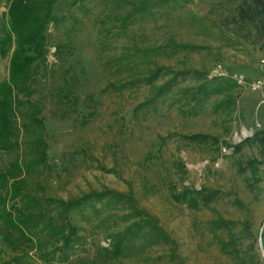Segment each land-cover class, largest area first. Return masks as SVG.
<instances>
[{
  "label": "rangeland",
  "instance_id": "1",
  "mask_svg": "<svg viewBox=\"0 0 264 264\" xmlns=\"http://www.w3.org/2000/svg\"><path fill=\"white\" fill-rule=\"evenodd\" d=\"M9 1L0 0V22ZM139 4H55L54 15L62 22L50 30L48 74L41 66L33 97L43 110L44 131L22 140L29 145L42 134L49 147L48 168L34 193L68 200L105 188L131 192L170 242L112 264H264V147L246 143L264 127V39L246 27L241 30L232 18L238 4L227 0H149L144 14L137 12ZM129 13L135 16L125 33L117 18ZM170 39L206 50L156 58L152 68L168 76L154 88L141 86L124 95L105 91L130 78L114 64L124 48L135 42L143 48L164 46ZM8 70L9 59L0 56V84ZM179 72L192 75L168 97L138 110L169 75ZM196 74L219 79L226 91L193 100L204 83ZM233 80L240 87L229 89ZM227 98L235 102L232 113L215 112L214 104ZM191 106L197 114L188 113ZM194 134L219 144L190 145L185 137ZM239 144L241 152L234 154L231 147ZM174 184L179 190L206 188L217 196L193 212L173 202ZM218 220L232 225L217 230L212 223ZM85 234L83 248L69 264H97L96 245L108 246L89 226ZM219 239L233 242L236 251L224 253Z\"/></svg>",
  "mask_w": 264,
  "mask_h": 264
},
{
  "label": "trees",
  "instance_id": "2",
  "mask_svg": "<svg viewBox=\"0 0 264 264\" xmlns=\"http://www.w3.org/2000/svg\"><path fill=\"white\" fill-rule=\"evenodd\" d=\"M58 1L10 0L0 22V56L9 59L8 79L0 84V264H56L59 261L69 264L87 240V226L108 242V246L96 245L93 260L97 264H112L134 254L144 255L149 249L170 242L157 219L139 205L131 192L105 188L68 200L34 193L40 187L43 171L48 168L49 147L42 134L34 137L29 145H24L22 140L25 134L44 131L43 110L33 97L37 93L41 66L48 74L50 30L62 22L54 15ZM139 1L137 12L144 14L149 0ZM227 1L238 4L232 18L241 30L246 27L255 32L257 38L264 39V0ZM134 16L129 13L117 18L123 32H127ZM204 50L205 47L179 44L174 39L164 46L146 48L135 42L124 48L114 61L118 70L130 73L131 79L112 83L105 91L124 95L141 86L154 88L168 75L162 68L154 70L152 61L161 56L201 54ZM56 53H61L60 48L56 47ZM191 75L189 72L169 75L170 78L138 110L168 97ZM196 76L204 83L193 94L195 101L222 95L227 89L223 82L217 84L219 79L209 80L202 74ZM229 85V89L240 87L234 80ZM234 104L227 98L214 104L213 110L229 115ZM189 109L190 115L198 113L195 106ZM185 140L196 146L219 144L203 134L190 135ZM247 142L264 147V127ZM242 146L231 147L233 153L241 152ZM176 166L186 171L182 163ZM170 196L176 204L199 212L208 207L217 194L206 188L197 190L189 186L179 190L174 184L170 187ZM212 224L217 230L232 225L224 220ZM263 231L264 226L261 237ZM218 243L226 254L236 251L233 242L219 239Z\"/></svg>",
  "mask_w": 264,
  "mask_h": 264
},
{
  "label": "water",
  "instance_id": "3",
  "mask_svg": "<svg viewBox=\"0 0 264 264\" xmlns=\"http://www.w3.org/2000/svg\"><path fill=\"white\" fill-rule=\"evenodd\" d=\"M260 246H261L262 252L264 254V231H263V235L260 239Z\"/></svg>",
  "mask_w": 264,
  "mask_h": 264
}]
</instances>
